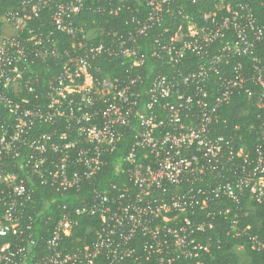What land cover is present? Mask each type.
<instances>
[{
    "label": "built area",
    "instance_id": "built-area-1",
    "mask_svg": "<svg viewBox=\"0 0 264 264\" xmlns=\"http://www.w3.org/2000/svg\"><path fill=\"white\" fill-rule=\"evenodd\" d=\"M143 1L145 15L133 18L132 29L96 39L76 22L91 8L88 0H0V264H208L212 245L221 243L208 232L215 227L208 208L222 195L238 201L245 189L264 203V146L253 157L244 147L234 153L215 128L219 106L250 85L261 88L264 105L257 50L264 22L248 2L218 0L202 24L178 9L188 22L157 32L152 54L173 67L189 55L202 61L147 81L135 72L144 63L140 39L162 25L175 0ZM235 57H249L252 66L223 69ZM100 58L121 59L125 75L94 74L104 70L95 63ZM35 60L60 68L46 82L45 97ZM126 134L133 141L117 155ZM110 158L124 174L120 183L95 188L80 203L59 200V210L34 207L35 180L65 200L92 183ZM218 213L229 221L227 236L264 254V236L241 227L231 207ZM84 215L97 220L94 237L71 246ZM237 245L247 264H264L253 262L244 243L233 251ZM236 264H244L238 256Z\"/></svg>",
    "mask_w": 264,
    "mask_h": 264
},
{
    "label": "trees",
    "instance_id": "trees-1",
    "mask_svg": "<svg viewBox=\"0 0 264 264\" xmlns=\"http://www.w3.org/2000/svg\"><path fill=\"white\" fill-rule=\"evenodd\" d=\"M91 8L85 7L77 16V24L83 25L86 30H92L97 34L96 39L106 37L108 33L115 31L122 33L133 28L135 23L134 17H142L145 15V6L143 0H88ZM218 0H175L170 6L169 11L165 13L162 25L156 27L149 32V35L143 36L140 39L139 56L144 59V63L135 68L136 73H141L144 79L151 81L153 77L160 72H170L174 69H181L184 72H189L197 67L202 61L201 58L189 55L180 66H171L156 59L152 54V40L157 32H160L166 26H170L171 33L178 27L179 24H184L188 20L184 19L182 14L178 13V9L183 10V14H187L189 18L198 24L203 23V16L206 12H211L217 9ZM238 2H248L255 16L259 22H264V0H231L234 6ZM99 6L101 10H99ZM114 9L115 11H112ZM218 10V9H217ZM36 24V23H35ZM169 36V34H167ZM219 45H216V49ZM214 50V51H215ZM260 56L264 63V41L257 46ZM237 62H242L247 69L252 66V60L249 57H235L229 60L228 64L222 65L223 69L231 72L233 65ZM99 66L104 70L101 73L93 71L94 74L109 73L112 77L125 75L127 66L121 62V59H103L97 60ZM33 69L37 71L39 84L41 89V97H45L46 82L60 70L59 66L52 63H47L39 60L33 62ZM231 74V73H230ZM250 91L242 90L234 94L231 99L223 103L218 108V113L221 117L220 121L215 124L216 135H222L233 145V152L237 153L242 147L249 152L253 157L257 145L264 146V105L259 103L258 97L261 94V88L257 85H250ZM264 99V96H263ZM42 130H51L52 127L42 124ZM133 138L126 134L123 138L120 150L117 155L122 154L127 150L132 143ZM235 159L241 162V156H236ZM124 174L118 175L115 172V167L110 158L109 165L102 169L97 178L90 184L83 185L78 193L71 195L68 199L62 200L59 193L50 185L39 183L35 180L32 183L35 195V208L42 207L46 209H58L56 202H81L87 197H91L93 189L108 188V184L112 182H119L120 177ZM78 197V198H77ZM52 199H56L53 203ZM215 208L213 205L208 208L213 210L215 217L212 220L215 227L208 232L213 236H217L221 243H214L212 245V256L207 255L208 264H236L237 254L233 251L236 244L244 243L242 237L227 236L226 232L229 228V221L225 220L218 211L227 207H231V214H236L239 218L240 226H250L252 233H257L264 236V203L258 202L251 197L249 189L238 192V201H233L231 198L222 195L217 199ZM59 210V209H58ZM48 213V212H47ZM196 217L208 219L206 211H198ZM40 223L41 221H35ZM97 225V220L93 216H80L79 224L74 228L73 234L69 237L71 239V246H75L81 242H90L93 239L94 229ZM78 238L80 239L78 241ZM220 245V247H218ZM248 253L253 257L254 263H259L264 259V254L251 249L250 245H246Z\"/></svg>",
    "mask_w": 264,
    "mask_h": 264
},
{
    "label": "rangeland",
    "instance_id": "rangeland-1",
    "mask_svg": "<svg viewBox=\"0 0 264 264\" xmlns=\"http://www.w3.org/2000/svg\"><path fill=\"white\" fill-rule=\"evenodd\" d=\"M234 251L237 253V256L239 257V261H241L244 264H247L249 262V257L247 256V254H245L244 247H242L241 245H237L234 248Z\"/></svg>",
    "mask_w": 264,
    "mask_h": 264
}]
</instances>
